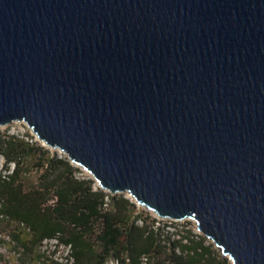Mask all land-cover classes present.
Instances as JSON below:
<instances>
[{
  "label": "water",
  "instance_id": "95a60500",
  "mask_svg": "<svg viewBox=\"0 0 264 264\" xmlns=\"http://www.w3.org/2000/svg\"><path fill=\"white\" fill-rule=\"evenodd\" d=\"M12 123L231 264H264V0H0Z\"/></svg>",
  "mask_w": 264,
  "mask_h": 264
},
{
  "label": "trees",
  "instance_id": "16d2710c",
  "mask_svg": "<svg viewBox=\"0 0 264 264\" xmlns=\"http://www.w3.org/2000/svg\"><path fill=\"white\" fill-rule=\"evenodd\" d=\"M0 157L3 172L14 166L0 175V224L12 228L7 234L28 262L43 241L56 240L68 248L70 264H229L205 237L165 232L147 213L150 222L142 220L123 194L77 177L78 167L37 142L0 133ZM24 167L34 171L31 184Z\"/></svg>",
  "mask_w": 264,
  "mask_h": 264
},
{
  "label": "rangeland",
  "instance_id": "374dc122",
  "mask_svg": "<svg viewBox=\"0 0 264 264\" xmlns=\"http://www.w3.org/2000/svg\"><path fill=\"white\" fill-rule=\"evenodd\" d=\"M0 133L9 135V136H14L16 138L27 141L30 144H34L37 142L40 146L48 149L50 154L56 155L59 158L65 157L59 151L47 148L41 142H39L35 138L33 133L28 129L27 125L24 123H12L8 126L0 127ZM4 162H5L4 159L0 157V175L1 176L7 173H11L14 167L13 164H9L8 171L5 173L3 172L6 168ZM79 170L80 172L76 173L77 177L82 178L83 176H88L89 178L92 179V177L89 174H87L83 169L79 168ZM33 172L34 171L28 170L27 167L26 168L24 167L23 173L25 174V178H27L26 184H29V183L31 184L32 182L35 181V174ZM94 185L97 186L96 183ZM123 196L128 198L130 201H132L126 194H123ZM136 207H137L136 213L138 214V216L140 215V218L142 220H146L147 222H150V219H148L145 216L146 213L149 214L151 218L153 217L161 221L160 223H155V227L160 226L162 230H164L165 232L175 233L179 236H183V235L184 236L186 235L195 236V234L203 236L196 230V225L193 221H190V220H185V221L162 220V219L157 218L153 213L147 211L146 209L141 208L137 205ZM139 208L140 210H142V212L144 211V213L138 212ZM139 222H142V221L140 220ZM11 229L12 228L7 226L6 222H2L0 224V264H70L68 248L63 245L58 244L56 240L43 241L41 246L38 249L34 250L33 256L31 255L33 260L29 262L26 261L28 257L21 255L20 248L12 240V238H10L7 234L8 231H11ZM177 235H175L174 237L178 238ZM208 242L211 243L209 240ZM213 248L217 249L214 245H213ZM219 254L221 255L220 251H219ZM37 258H39L38 261L36 260ZM222 258L227 259V258H224L223 256ZM227 262L231 264L228 259H227ZM108 264H113V263L109 262Z\"/></svg>",
  "mask_w": 264,
  "mask_h": 264
}]
</instances>
